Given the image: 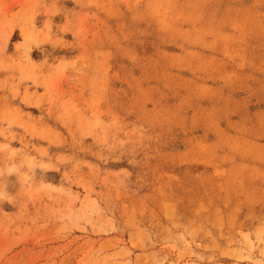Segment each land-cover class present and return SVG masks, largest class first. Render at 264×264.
Here are the masks:
<instances>
[{
    "label": "rangeland",
    "instance_id": "1",
    "mask_svg": "<svg viewBox=\"0 0 264 264\" xmlns=\"http://www.w3.org/2000/svg\"><path fill=\"white\" fill-rule=\"evenodd\" d=\"M0 264H264V0H0Z\"/></svg>",
    "mask_w": 264,
    "mask_h": 264
}]
</instances>
